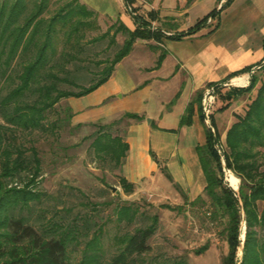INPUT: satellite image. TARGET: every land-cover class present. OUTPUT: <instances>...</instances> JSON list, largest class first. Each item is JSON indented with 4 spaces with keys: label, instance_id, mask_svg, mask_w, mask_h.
Returning <instances> with one entry per match:
<instances>
[{
    "label": "trees",
    "instance_id": "obj_1",
    "mask_svg": "<svg viewBox=\"0 0 264 264\" xmlns=\"http://www.w3.org/2000/svg\"><path fill=\"white\" fill-rule=\"evenodd\" d=\"M124 1L133 8L135 0ZM232 1L227 0L222 7ZM52 7H55L54 12ZM217 16L215 9L187 33L173 37L180 39L197 33L210 18ZM133 17L139 24L136 29L130 30L120 22L91 40L99 42L110 37L109 44L112 46L117 44L118 33L126 37L113 58L95 62L101 69L93 72L77 63L83 61L79 55L86 50L82 42L87 33L99 27L95 14L79 0H0V116L3 119L0 120V264H136L151 250L149 242L157 231V215L151 217V223L117 236L118 253L106 263L102 242L104 224L92 223L90 217L82 214L65 222L56 211L45 223L36 226L28 217L14 214L15 209L28 207L32 201L40 199L36 186L42 170L36 149L33 148L29 156L26 149L16 143L17 136L23 131H45V112L62 99L82 97L99 88L109 79L115 65L130 53L137 39L161 36V32L151 30L149 21L138 15ZM61 43H64V48H60ZM259 67L252 73L246 87L223 86L222 83L206 86H216L217 101H221V106L211 116L215 131L206 126V143L198 147V152L207 178L205 195L212 206L210 214L213 221L224 218L221 233L228 244V253L223 257L222 264H264V62ZM249 70L245 68L235 72L228 79ZM86 72L92 78L90 83L82 85L74 80V77H81L79 74ZM7 81H15L16 85L3 96ZM62 83L77 90L60 88ZM203 91L196 93L183 121L191 122L195 105L201 113ZM27 93L36 98L32 102L25 101L23 98ZM244 95L248 100L246 110L226 130L222 144L215 114L227 111ZM67 111L70 121L73 112L70 107ZM125 117L139 118L134 114ZM201 117L204 120L203 113ZM95 126L97 130L88 137L92 140L90 147L95 157L121 167L128 145L119 134L111 132L112 125ZM219 142L223 146L225 164L216 148ZM225 170L239 177L238 192L226 184ZM120 183L126 193L133 192L134 185L125 178H120ZM200 202L204 204L206 200L199 197L192 204ZM166 207L172 210L181 208ZM66 211L71 212L72 208ZM138 212V208L132 205L116 208L118 221L127 224L136 221ZM243 214L246 227L244 241L240 239ZM75 244L84 246L81 259L72 262L69 249ZM207 247L208 244L203 245L196 252L201 253ZM240 248L243 251L241 257L238 255ZM158 264L189 263L180 258Z\"/></svg>",
    "mask_w": 264,
    "mask_h": 264
},
{
    "label": "crops",
    "instance_id": "obj_2",
    "mask_svg": "<svg viewBox=\"0 0 264 264\" xmlns=\"http://www.w3.org/2000/svg\"><path fill=\"white\" fill-rule=\"evenodd\" d=\"M226 1L135 0V15L149 21L161 36L137 39L104 84L88 95L67 99L75 126L125 124L120 136L128 150L120 173L134 185L131 195H150L177 207L205 199L207 178L198 147L206 143L207 124L198 105L191 122L183 121L187 107L209 83L230 86L241 77L246 84L240 86H248L252 71L264 62V0H233L222 7ZM79 3L95 14L99 28L105 20L111 21L108 27L122 22L134 30L139 25L124 0ZM215 9L217 18H210L200 31L173 37L187 33ZM191 17L197 21L189 24ZM125 39L123 35L121 45ZM245 68L250 70L228 79Z\"/></svg>",
    "mask_w": 264,
    "mask_h": 264
},
{
    "label": "rangeland",
    "instance_id": "obj_3",
    "mask_svg": "<svg viewBox=\"0 0 264 264\" xmlns=\"http://www.w3.org/2000/svg\"><path fill=\"white\" fill-rule=\"evenodd\" d=\"M206 5L212 4L206 2ZM208 9L210 8L207 7ZM52 10L54 12L55 7H52ZM193 21L197 20L191 17L189 24L194 23ZM110 22L105 20L102 27L87 33L82 42L86 50L79 55L83 61L78 62V65L96 72L101 69L95 64L96 61L114 57L123 41L122 33L116 45L109 44L110 37L103 41L91 42L93 38L110 29L108 27ZM63 46L64 43H61L60 48ZM79 75L81 77H74L75 81L82 85L90 83L92 78L87 72ZM15 85V81H7L1 95H6ZM60 88L77 90L65 83L60 84ZM35 98L27 93L23 99L32 102ZM67 99H62L54 108L45 112L47 115V119L43 121L45 131L39 129L33 132L23 131L17 136L16 143L22 145L29 156L32 149H36L42 170L38 179L39 184L36 186L40 199L32 201L28 207L15 209L14 214L28 217L36 226L45 223L56 211H59L60 217H64L65 222L71 221L77 214H82L90 217L92 223L104 224L102 242L106 263L118 253L117 236L151 223V217L157 215L159 223L156 233L149 242L151 250L139 258L136 264H158L180 258L186 259L189 264H222L223 257L228 253V244L221 233V221L224 218L213 221L210 214L212 206L208 197L205 196L204 204L200 202L172 210L166 207L171 203L165 200L154 201L150 195L126 193L120 183L122 178L120 167H115L111 161L97 159L90 147L92 140L88 137L97 128L94 125L77 127L71 120L69 121ZM247 104V96L244 95L239 102H234L228 111L216 112L217 129L222 144L227 128L237 121V116L244 114ZM220 106L219 100L215 109ZM0 120H3L1 116ZM125 127V124L114 125L111 132L122 135ZM229 173L226 170L224 176L228 186ZM126 205H132L139 210L133 224L122 223L117 219V206ZM69 208H72L71 212L66 211ZM93 229L95 230L96 226ZM207 244L208 247L203 252H196L198 248ZM83 246L75 244L70 247L69 257L72 262L81 259ZM240 252L239 249V256Z\"/></svg>",
    "mask_w": 264,
    "mask_h": 264
},
{
    "label": "built area",
    "instance_id": "obj_4",
    "mask_svg": "<svg viewBox=\"0 0 264 264\" xmlns=\"http://www.w3.org/2000/svg\"><path fill=\"white\" fill-rule=\"evenodd\" d=\"M126 10L129 13H131L133 16L135 15L132 7L126 5ZM151 29L154 30V28H151ZM258 68H260V67H258ZM254 71L255 70H253L252 73ZM225 86H228V84H225ZM217 100H218V96H217L216 86L206 87L204 92H203V96H202V100H201V107H202V111H203V114L205 117V122H206L207 126L212 128L213 131H215V129L212 127V124H211V116L213 115V113L215 111ZM216 148H217L219 154H221L223 164H225L224 155H223V146L221 145L220 142L217 143Z\"/></svg>",
    "mask_w": 264,
    "mask_h": 264
},
{
    "label": "bare ground",
    "instance_id": "obj_5",
    "mask_svg": "<svg viewBox=\"0 0 264 264\" xmlns=\"http://www.w3.org/2000/svg\"><path fill=\"white\" fill-rule=\"evenodd\" d=\"M233 83L237 84V85H244L245 83V79L241 78V77H237L233 79ZM238 177V176H237ZM235 175L229 173L227 176V181L229 183V185L231 186V188H237L239 185V177L237 178ZM232 188V189H233Z\"/></svg>",
    "mask_w": 264,
    "mask_h": 264
},
{
    "label": "water",
    "instance_id": "obj_6",
    "mask_svg": "<svg viewBox=\"0 0 264 264\" xmlns=\"http://www.w3.org/2000/svg\"><path fill=\"white\" fill-rule=\"evenodd\" d=\"M230 86H237V87H241L240 85H237V84H235V83H233V82H231V84H230ZM231 174H233L231 171H229ZM233 175H235V174H233ZM236 176V175H235ZM237 177V176H236ZM238 178V177H237ZM239 179V178H238ZM239 185H240V179H239ZM239 185H238V187L237 188H233L235 191H237L238 192V190H239ZM245 229H246V227H245V215L243 214V220H242V222H241V228H240V239H242V241H244V238H245ZM242 245H243V242H242ZM240 257L242 256V253H243V251H242V248H240Z\"/></svg>",
    "mask_w": 264,
    "mask_h": 264
}]
</instances>
